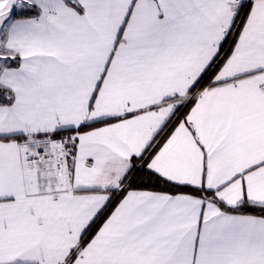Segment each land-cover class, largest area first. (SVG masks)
Listing matches in <instances>:
<instances>
[{
    "label": "snow or ice",
    "instance_id": "6c2138e0",
    "mask_svg": "<svg viewBox=\"0 0 264 264\" xmlns=\"http://www.w3.org/2000/svg\"><path fill=\"white\" fill-rule=\"evenodd\" d=\"M0 264H264V0H0Z\"/></svg>",
    "mask_w": 264,
    "mask_h": 264
}]
</instances>
